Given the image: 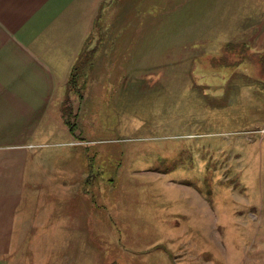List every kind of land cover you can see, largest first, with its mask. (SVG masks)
Listing matches in <instances>:
<instances>
[{
	"label": "rangeland",
	"instance_id": "374dc122",
	"mask_svg": "<svg viewBox=\"0 0 264 264\" xmlns=\"http://www.w3.org/2000/svg\"><path fill=\"white\" fill-rule=\"evenodd\" d=\"M128 2L142 6L137 24L96 27L105 39L93 36L86 46L80 62L86 73L77 69L72 82L79 91H61L39 131L47 136L41 150L46 167L50 156L61 159L60 168L70 156L86 172V184L74 187L81 191L76 197L52 199L48 193L43 205L57 202L66 212L68 204V211L82 214L80 224L89 204L102 214L91 222L93 235L81 234L78 224L67 260L264 264V0L115 5ZM114 31L121 33L118 41L108 39ZM79 140L92 148H86V160ZM72 145L79 150H62ZM98 149L105 150L98 155ZM123 149L125 161L135 159L132 167L118 161ZM116 177L120 183L110 181ZM162 181L170 190L158 197ZM41 205L46 227L20 241L28 242V251L40 247L37 261L50 262L54 239L46 232L52 219ZM33 213L26 211L32 231Z\"/></svg>",
	"mask_w": 264,
	"mask_h": 264
},
{
	"label": "crops",
	"instance_id": "0c3cea01",
	"mask_svg": "<svg viewBox=\"0 0 264 264\" xmlns=\"http://www.w3.org/2000/svg\"><path fill=\"white\" fill-rule=\"evenodd\" d=\"M104 2H111L106 11H103ZM115 2L116 0H0V264H72L67 259L70 258L71 249L74 250L75 230L82 214H76L70 209L68 211V204L67 211L62 212L65 208L59 203L51 201L46 207L43 201L50 194L52 199L76 197L81 191L74 187L86 184V172L84 166L78 169L72 165L75 158L70 156L66 158L68 165L63 168L58 166L61 159L50 156L46 167L42 156L47 153L41 150L42 141L47 136L41 135L39 131L60 92H63V96H68L73 68L77 67L82 74L86 73V67H82L83 63L80 62L86 55V46L92 41V37H95L94 41L105 39L104 34H101L105 33L104 30L96 34V27L137 24L140 12L136 9L139 11L142 6L128 2L118 7ZM101 20L103 23H100ZM108 36V39L118 41L121 33L114 31V35ZM95 141L100 140L90 142ZM87 142H76L81 148L86 146L84 160L86 148L92 149L86 145ZM62 150L72 154L79 149L72 145ZM100 150L105 149L95 150L94 153L98 154L96 151ZM119 153L121 156L118 161L131 163L130 167L136 162L133 158L124 160V149ZM152 158L160 164L164 161L163 157ZM121 180V177H116L110 181L120 183ZM160 184L163 192L158 197H165L164 192L166 189L170 190V184L164 181ZM41 202L40 209H50L52 219L46 232L54 239L52 257L50 255L47 258L50 262L37 261V250L40 247L36 246L28 251V242L20 241L22 235L31 232L37 234L35 229L46 227L43 220L47 216L42 210L37 211ZM120 202L121 199L116 200V205ZM106 204L108 203L105 202L103 206ZM129 208L123 213L127 227ZM27 210L34 211L33 231L29 225ZM100 215L102 214L91 211L89 204L86 217H83L80 224L81 234L85 235L87 232L93 235L96 230L91 222L95 216L101 220ZM74 222L77 223L75 227L69 226ZM118 227L115 224L116 235H119ZM136 232L137 230L134 231L135 234ZM88 237L91 243L90 236ZM118 239L120 240V236ZM119 240L116 239V246ZM86 242L88 243L87 237ZM21 250L26 252L21 253ZM21 255L27 256L23 258Z\"/></svg>",
	"mask_w": 264,
	"mask_h": 264
},
{
	"label": "trees",
	"instance_id": "16d2710c",
	"mask_svg": "<svg viewBox=\"0 0 264 264\" xmlns=\"http://www.w3.org/2000/svg\"><path fill=\"white\" fill-rule=\"evenodd\" d=\"M212 64H213V62H212ZM259 65H260V67H261V69H262V73L264 74V54H263V56H262V58H261V60H260ZM76 71H77V67H74L73 70H72V73H71V75H70V83H71V84H70L68 90H71V89L75 88V87L73 86L72 82L74 81V79H75L76 76H77ZM78 71H79V73L81 74V72H80L79 69H78ZM75 90H76V91H79V89H76V88H75ZM68 124H69V123H68Z\"/></svg>",
	"mask_w": 264,
	"mask_h": 264
}]
</instances>
